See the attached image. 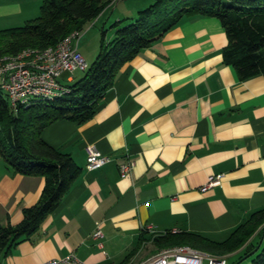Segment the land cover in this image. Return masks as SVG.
Returning a JSON list of instances; mask_svg holds the SVG:
<instances>
[{"label": "crops", "instance_id": "obj_1", "mask_svg": "<svg viewBox=\"0 0 264 264\" xmlns=\"http://www.w3.org/2000/svg\"><path fill=\"white\" fill-rule=\"evenodd\" d=\"M43 1L0 0V30L38 16ZM116 1L93 23L105 28ZM228 42L218 17H184L120 68L92 118L48 125L43 138L70 152L81 173L33 233L0 249V264L71 253L87 264H138L161 249L153 238L163 231L224 241L263 208L264 74L242 78L225 61ZM89 148L111 161L88 169ZM129 159L133 168L122 175ZM220 173L217 185L202 190ZM45 183L15 171L0 153V225L18 223ZM97 224L101 238L93 236ZM263 238L258 232L251 240L260 246Z\"/></svg>", "mask_w": 264, "mask_h": 264}, {"label": "trees", "instance_id": "obj_2", "mask_svg": "<svg viewBox=\"0 0 264 264\" xmlns=\"http://www.w3.org/2000/svg\"><path fill=\"white\" fill-rule=\"evenodd\" d=\"M113 0H44L40 14L24 25L0 30V57L25 47L56 45L74 30L96 19ZM155 0L136 17L115 22L114 39L103 41L97 58L67 94L55 100L36 99L12 106L0 87V153L15 171L44 176L40 200L25 207L18 223L0 225V249H8L19 238L33 233L59 205L81 173L70 152L48 143L44 129L58 119L80 123L94 115L120 68L144 47L184 17L205 14L218 17L228 35L223 49L225 61L234 65L242 78L264 74V0ZM126 21L125 24L120 25ZM264 232V207L237 226L224 241L195 232L167 233L153 238L160 248L189 244L215 254L240 248L251 254V264H264V245L251 240ZM255 250V252H254ZM229 264V263H228Z\"/></svg>", "mask_w": 264, "mask_h": 264}, {"label": "built area", "instance_id": "obj_3", "mask_svg": "<svg viewBox=\"0 0 264 264\" xmlns=\"http://www.w3.org/2000/svg\"><path fill=\"white\" fill-rule=\"evenodd\" d=\"M82 29L74 30L56 45L46 48L25 47L15 54L0 57V87L7 92L12 106L32 103L36 99L55 100L70 92L71 88L61 80L64 72L86 70L88 62L79 50ZM70 80L72 75L68 77ZM111 156L96 148H89L87 168L92 170L111 161ZM134 161L129 159L120 164L122 175L133 168ZM223 174L210 175L202 190L217 185ZM177 233L178 230L163 231L161 234ZM93 236H104L103 229L97 224ZM103 246L102 242H99ZM224 255L214 254L189 244H176L159 249L138 264H228ZM39 264H87L77 254L48 259Z\"/></svg>", "mask_w": 264, "mask_h": 264}, {"label": "rangeland", "instance_id": "obj_4", "mask_svg": "<svg viewBox=\"0 0 264 264\" xmlns=\"http://www.w3.org/2000/svg\"><path fill=\"white\" fill-rule=\"evenodd\" d=\"M154 2L155 0H117L113 11L110 13L111 20L106 23V27L103 28L104 21L103 20H96L93 23V20L88 22L84 28L82 29V37L79 42V50L85 56L88 62V68L86 70H76L74 72H64L61 76V80L67 84L71 85L80 79L86 71L89 69L93 61L97 58L100 53L101 45L103 41V29L106 30L105 33V41L106 43L111 42L116 34V26H114L115 22L120 18H127V17H136L139 13L133 9L137 6L140 2ZM174 2H178L175 0ZM41 10V8H40ZM119 17V18H118ZM128 20H124L120 25H123ZM69 75L73 76V79H68ZM5 95L9 98L6 91ZM264 239V238H263ZM264 245V240H263ZM218 255H224L228 258L229 264H251V255H245L244 251H238L234 254L229 255V253H220Z\"/></svg>", "mask_w": 264, "mask_h": 264}]
</instances>
